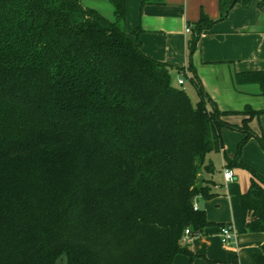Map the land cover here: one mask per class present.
Instances as JSON below:
<instances>
[{
    "label": "trees",
    "instance_id": "16d2710c",
    "mask_svg": "<svg viewBox=\"0 0 264 264\" xmlns=\"http://www.w3.org/2000/svg\"><path fill=\"white\" fill-rule=\"evenodd\" d=\"M109 2L114 20L79 0H0V264L192 258L184 230L211 224L195 205L218 194L204 173H213L206 156L223 150L224 128L244 134L225 155L227 168L250 173L243 224L264 232V176L240 159L255 136L249 122L264 109L219 110L196 76L193 104L171 67L127 32L125 0ZM231 2L218 0L221 18ZM213 23L201 13L190 51ZM234 81L264 95V70ZM233 114L243 115L240 125L224 118ZM254 261L264 264V247Z\"/></svg>",
    "mask_w": 264,
    "mask_h": 264
},
{
    "label": "crops",
    "instance_id": "0c3cea01",
    "mask_svg": "<svg viewBox=\"0 0 264 264\" xmlns=\"http://www.w3.org/2000/svg\"><path fill=\"white\" fill-rule=\"evenodd\" d=\"M143 1L125 0L126 30L139 42L143 53L171 67L173 84L178 83L179 79H182L181 84L185 83L182 74L193 84L191 78L196 76L219 110L240 111L246 106L254 110L264 109V95L260 93L257 84L238 85L234 81L237 72L264 70V8L259 6L262 0H251L248 6L236 1L223 18L218 0H147L142 3ZM79 2L97 10L107 19L114 20L109 0ZM201 13L214 23L200 34L194 50L190 51L188 39L193 23L200 18ZM186 26L189 31L185 30ZM136 28L139 31L134 33ZM176 83L174 85L178 86ZM208 106L210 107L209 104ZM235 117L240 121L243 119V115H228L224 118L238 125L233 121ZM249 127L255 136L248 141L255 149L251 150L252 157H244L242 161L264 176V151L260 148L258 150L253 144L255 140L258 141L257 137L264 142V113L253 117ZM238 138L240 135L236 136ZM226 149L224 147L220 151L223 169L226 168L225 155L232 158L235 154ZM208 175L204 173V176ZM222 178L226 190H219L224 186L223 183H216L214 186L218 194L214 196L217 198L213 200V204L218 206L217 209L213 210L208 203L201 205L202 198L196 201V206L205 211L211 224L204 227L202 233L183 240L193 257L178 253L171 264H219L223 255L227 254L232 256L234 264H255L254 255L264 247V232H250L242 221L240 195L247 189L249 181L246 183L244 179L243 187L239 186L230 192L227 184L231 180L226 182L223 174ZM235 179L233 175V180ZM223 224L237 225L236 241L230 249H225L220 241V226Z\"/></svg>",
    "mask_w": 264,
    "mask_h": 264
},
{
    "label": "rangeland",
    "instance_id": "374dc122",
    "mask_svg": "<svg viewBox=\"0 0 264 264\" xmlns=\"http://www.w3.org/2000/svg\"><path fill=\"white\" fill-rule=\"evenodd\" d=\"M181 77L183 78L185 83L181 84L179 82L178 83L174 82V84L176 83L178 85V87H181L186 92V94L188 95L190 101L193 104H195L199 100V95H198L197 89L195 88L194 84H192L189 81L188 77H186L183 74L181 75ZM174 80H175V78H173V81ZM233 115L234 116H236V115L240 116L241 114H233ZM233 121L238 123V125L241 124V121L239 120L238 117H235ZM239 135H240V138L236 139V136L239 137ZM242 137H243L242 131H240L238 129H234V128H224L222 130V139H223L225 149L227 148L226 149L227 152L230 150V151H233V153H236L237 144L241 141ZM250 144H251L250 141H248L243 145V147L241 149V155H240L241 160H244V157H246V158L252 157L253 151H251V150L255 149V148L253 146H251ZM253 144H255V146L258 148V150L261 149L263 151V149L261 148V146L259 145L257 140H255ZM249 151H251V152H249ZM206 162H211L213 169H214L213 173L211 175H208V176L215 182V184L216 183L217 184H221V183L224 184V186L219 189L220 191H222L223 189L226 190V184L222 178L223 167H222V162H221V153L220 152H214V151L210 152L206 156ZM231 170L233 172V175L236 177V179L235 180L232 179L227 184V188L229 189L230 192L236 190L239 186L243 187V184L245 182L247 183L249 181V176H250V173L246 169H243V168L231 167ZM244 179H245V182L243 183L242 181ZM218 188H219V186H218ZM216 198L217 197L202 199L200 201V203L203 206L206 203L211 204V206L213 207V210H215V209H217L218 206L213 204L214 203L213 200H216ZM235 200H236V198H235ZM233 227H234V229H236L235 231H237V225L235 224ZM231 247H233V245L227 246V247H225V249H230ZM223 256H224V258L219 264H234L233 261H231V258H232L231 255L229 256L227 254V255H223ZM57 264H65L64 256H62L58 260Z\"/></svg>",
    "mask_w": 264,
    "mask_h": 264
},
{
    "label": "built area",
    "instance_id": "2783aa9c",
    "mask_svg": "<svg viewBox=\"0 0 264 264\" xmlns=\"http://www.w3.org/2000/svg\"><path fill=\"white\" fill-rule=\"evenodd\" d=\"M186 31H189V27L186 26ZM179 83H182V79H179ZM223 177L225 181H230L233 179V172L230 168L223 169ZM196 206V205H195ZM194 235H198L196 233H192L189 228L184 230V239H188ZM220 241L224 247L232 246L236 241V231L231 224H223L220 226Z\"/></svg>",
    "mask_w": 264,
    "mask_h": 264
},
{
    "label": "water",
    "instance_id": "95a60500",
    "mask_svg": "<svg viewBox=\"0 0 264 264\" xmlns=\"http://www.w3.org/2000/svg\"><path fill=\"white\" fill-rule=\"evenodd\" d=\"M235 2H236V0H232V2H231V6H232Z\"/></svg>",
    "mask_w": 264,
    "mask_h": 264
}]
</instances>
